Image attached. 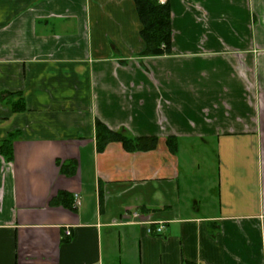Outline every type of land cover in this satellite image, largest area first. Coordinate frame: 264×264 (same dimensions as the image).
I'll use <instances>...</instances> for the list:
<instances>
[{"label":"crops","instance_id":"0c3cea01","mask_svg":"<svg viewBox=\"0 0 264 264\" xmlns=\"http://www.w3.org/2000/svg\"><path fill=\"white\" fill-rule=\"evenodd\" d=\"M160 5L0 0V264H264V0Z\"/></svg>","mask_w":264,"mask_h":264},{"label":"trees","instance_id":"16d2710c","mask_svg":"<svg viewBox=\"0 0 264 264\" xmlns=\"http://www.w3.org/2000/svg\"><path fill=\"white\" fill-rule=\"evenodd\" d=\"M138 16L142 22L143 28L141 38L145 43L146 55H161L169 51L170 47V13L167 6L160 5L157 0H134ZM164 44L165 48L161 49ZM23 104L18 107V104L13 107L15 112H19ZM11 138L0 146V151L4 155L10 154ZM120 142L123 148L128 152L149 151L155 148V138H136L131 139L121 133H116L107 130L101 123H96V143L97 150L102 151L107 143ZM168 148L173 152L174 147L171 145V140H168Z\"/></svg>","mask_w":264,"mask_h":264},{"label":"built area","instance_id":"2783aa9c","mask_svg":"<svg viewBox=\"0 0 264 264\" xmlns=\"http://www.w3.org/2000/svg\"><path fill=\"white\" fill-rule=\"evenodd\" d=\"M157 2H158L159 4H163V3L166 2V0H157ZM132 216H133V217H138L137 213L133 214ZM162 229H163V227H162V225L159 223V225H157L156 227H154V228H152V229H151V227H148V232L151 233V232L154 231L155 234H160L161 231H162ZM66 234H69V233L66 232Z\"/></svg>","mask_w":264,"mask_h":264}]
</instances>
